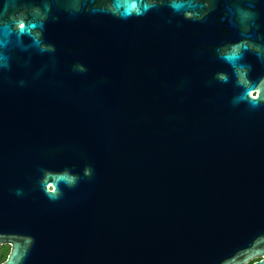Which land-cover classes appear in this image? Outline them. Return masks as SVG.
Returning a JSON list of instances; mask_svg holds the SVG:
<instances>
[{
  "label": "water",
  "instance_id": "95a60500",
  "mask_svg": "<svg viewBox=\"0 0 264 264\" xmlns=\"http://www.w3.org/2000/svg\"><path fill=\"white\" fill-rule=\"evenodd\" d=\"M0 243L264 264V0H0Z\"/></svg>",
  "mask_w": 264,
  "mask_h": 264
},
{
  "label": "flooded vegetation",
  "instance_id": "af4514ba",
  "mask_svg": "<svg viewBox=\"0 0 264 264\" xmlns=\"http://www.w3.org/2000/svg\"><path fill=\"white\" fill-rule=\"evenodd\" d=\"M6 244H2V243H0V246H2L1 248H0V264L5 260V258H6V256H7V253H8V250H9V246H8V250H7V252L5 253V246Z\"/></svg>",
  "mask_w": 264,
  "mask_h": 264
},
{
  "label": "rangeland",
  "instance_id": "374dc122",
  "mask_svg": "<svg viewBox=\"0 0 264 264\" xmlns=\"http://www.w3.org/2000/svg\"><path fill=\"white\" fill-rule=\"evenodd\" d=\"M1 247H2V246H0V248H1ZM4 247H5V253H6V251L8 250V246L5 245Z\"/></svg>",
  "mask_w": 264,
  "mask_h": 264
},
{
  "label": "clouds",
  "instance_id": "9594fccd",
  "mask_svg": "<svg viewBox=\"0 0 264 264\" xmlns=\"http://www.w3.org/2000/svg\"><path fill=\"white\" fill-rule=\"evenodd\" d=\"M22 26H23L22 24L19 25V27H22Z\"/></svg>",
  "mask_w": 264,
  "mask_h": 264
},
{
  "label": "snow or ice",
  "instance_id": "6c2138e0",
  "mask_svg": "<svg viewBox=\"0 0 264 264\" xmlns=\"http://www.w3.org/2000/svg\"><path fill=\"white\" fill-rule=\"evenodd\" d=\"M23 25V24H22ZM24 26V25H23ZM23 26L21 28H23Z\"/></svg>",
  "mask_w": 264,
  "mask_h": 264
},
{
  "label": "trees",
  "instance_id": "16d2710c",
  "mask_svg": "<svg viewBox=\"0 0 264 264\" xmlns=\"http://www.w3.org/2000/svg\"><path fill=\"white\" fill-rule=\"evenodd\" d=\"M7 252V251H6Z\"/></svg>",
  "mask_w": 264,
  "mask_h": 264
}]
</instances>
